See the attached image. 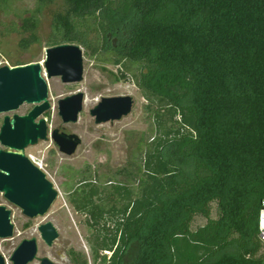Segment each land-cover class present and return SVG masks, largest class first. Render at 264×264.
<instances>
[{"label": "trees", "instance_id": "obj_1", "mask_svg": "<svg viewBox=\"0 0 264 264\" xmlns=\"http://www.w3.org/2000/svg\"><path fill=\"white\" fill-rule=\"evenodd\" d=\"M53 2L19 15L0 0L20 49L76 44L100 63L139 65L136 85L158 107L160 135L107 181L81 177L70 196L92 225L114 224L99 242L112 254L104 264H264V0H64L44 42ZM197 217L207 223L194 228Z\"/></svg>", "mask_w": 264, "mask_h": 264}, {"label": "rangeland", "instance_id": "obj_2", "mask_svg": "<svg viewBox=\"0 0 264 264\" xmlns=\"http://www.w3.org/2000/svg\"><path fill=\"white\" fill-rule=\"evenodd\" d=\"M37 0H15L14 9L19 15L34 10ZM64 0H54L43 12L41 18V37L47 39L52 19L57 13L65 11ZM16 22L13 13L5 15L0 11V66H13L18 62L43 63L46 48L39 44L33 45L28 51L19 47L21 35L9 32L11 22ZM18 21V20H17ZM43 42V43H44ZM84 52V80L78 84H64L60 78L49 80L50 102L52 110L45 118L50 127L48 141H41L37 146L29 147L27 156L34 158L41 169L47 174L49 180L59 192V197L49 212L36 219H29L22 211L11 205L3 195H0V205H5L13 211V224L15 235L10 240H0V254L12 264L10 258L23 240L37 238L39 244V257H47L57 264H73L69 256L70 251L84 253L89 264H104L102 256L110 257V252L100 250L99 242L103 237H112L114 224L112 221L92 225L91 218L85 213H78L70 203L72 192L79 186L81 177L94 179L97 184L107 181L115 176L128 161L138 155V149L153 141L160 135L159 123L155 117L157 105L153 104L146 94L136 85L140 72L139 65L125 63L122 66L100 63L90 58ZM125 76V77H123ZM78 92L86 96L84 110L76 124L65 125L59 116L58 102ZM131 97L134 106L131 114L121 121L113 124L96 125L90 111L94 109L103 98ZM33 105L22 106L16 114L27 115ZM15 114V113H13ZM3 116L0 117V126ZM163 129L172 126L170 117H164ZM59 129L69 135H77L82 144L73 156L60 152L59 147L51 138V132ZM43 166V167H42ZM118 180H123L122 176ZM213 215H218L217 206L213 205ZM53 223L59 232V238L52 247H48L42 240L39 227L46 223ZM207 221L197 217L193 227L203 226ZM93 253H98L100 259L95 262ZM31 264H40L35 261Z\"/></svg>", "mask_w": 264, "mask_h": 264}, {"label": "water", "instance_id": "obj_3", "mask_svg": "<svg viewBox=\"0 0 264 264\" xmlns=\"http://www.w3.org/2000/svg\"><path fill=\"white\" fill-rule=\"evenodd\" d=\"M43 63L23 66H0V195L24 216L36 219L45 216L59 197V192L47 174L27 156L29 147L48 141L50 127L45 115L52 110L49 80L60 78L64 84H78L84 80V52L76 44H65L45 50ZM86 96L78 92L58 102L63 124H76L84 110ZM131 97L103 98L90 111L96 125L115 123L128 117L134 106ZM33 105L27 115L16 112L24 105ZM15 113V114H13ZM51 138L60 152L73 156L82 140L56 129ZM42 240L52 247L59 232L49 222L39 227ZM15 235L13 211L0 205V240H10ZM37 238L26 239L10 258L12 264H57L39 256ZM0 264H7L0 254Z\"/></svg>", "mask_w": 264, "mask_h": 264}, {"label": "built area", "instance_id": "obj_4", "mask_svg": "<svg viewBox=\"0 0 264 264\" xmlns=\"http://www.w3.org/2000/svg\"><path fill=\"white\" fill-rule=\"evenodd\" d=\"M30 158L33 161V158L32 157ZM33 163L35 164L34 161ZM38 167L41 168V166H38ZM259 238H260L261 243L264 245V200L262 202V208L259 213Z\"/></svg>", "mask_w": 264, "mask_h": 264}, {"label": "bare ground", "instance_id": "obj_5", "mask_svg": "<svg viewBox=\"0 0 264 264\" xmlns=\"http://www.w3.org/2000/svg\"><path fill=\"white\" fill-rule=\"evenodd\" d=\"M33 161L35 162L36 165L40 166V164L36 163V161L34 160V158H33ZM42 167H43V166H42Z\"/></svg>", "mask_w": 264, "mask_h": 264}]
</instances>
